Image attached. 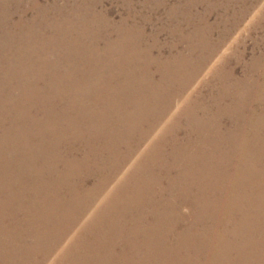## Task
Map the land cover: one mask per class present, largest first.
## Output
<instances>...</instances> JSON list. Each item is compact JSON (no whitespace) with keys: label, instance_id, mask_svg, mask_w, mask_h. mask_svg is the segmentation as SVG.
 <instances>
[{"label":"rangeland","instance_id":"374dc122","mask_svg":"<svg viewBox=\"0 0 264 264\" xmlns=\"http://www.w3.org/2000/svg\"><path fill=\"white\" fill-rule=\"evenodd\" d=\"M262 142L264 0H0V199L14 200L0 229L94 172L25 264L181 262L203 232L188 199L206 195V172L250 169Z\"/></svg>","mask_w":264,"mask_h":264},{"label":"bare ground","instance_id":"6f19581e","mask_svg":"<svg viewBox=\"0 0 264 264\" xmlns=\"http://www.w3.org/2000/svg\"><path fill=\"white\" fill-rule=\"evenodd\" d=\"M142 89L146 91L145 97H143V99L146 101L144 102L143 100L144 104L148 103L149 100L152 102L155 99V92L152 90L150 91L148 87H142ZM125 95L127 96V93ZM115 105L116 104L113 103L110 106L113 107ZM138 105L143 110L139 103ZM112 111L113 109H110L109 113ZM127 122L132 123L131 120H127ZM113 123L114 121H112V124ZM110 126L111 130L108 136V144L110 150L109 152H112L115 149L114 139H116V137L113 135L115 127L113 125ZM127 130L130 129L127 128ZM253 149L255 152L249 161L250 169L246 167L244 160L237 159L233 166L235 167L234 172L230 175H228L223 163L222 165L219 164L216 174L208 175L206 172L204 175L206 180H203V183L205 184L203 189H205L204 192L206 195L202 196V199H199L198 195L195 197L189 196L191 198L188 199V201H191L190 205H192V208L197 211V217L193 215L191 218L195 220L196 224L203 225L202 234L200 235L199 233V235L196 237V252L194 253L189 251V245L185 247L182 246L186 251L184 259H182L181 262L180 260L175 261L174 257L172 258L170 255H168L169 259L167 262L169 264H178V262L179 264H264L263 142L259 145L255 143L253 145ZM259 149L261 152L257 153ZM35 158L37 159V155ZM223 161L225 162L226 159L224 158ZM188 163H191L190 167H194L196 164H198L201 169L208 170L214 168V163L211 162L210 159L208 162L200 163V158H192V160H189ZM117 166L118 165H116V167ZM91 168L90 166L86 167L84 174L80 176L81 180L78 184L81 185L82 183H85L86 179L94 173L93 167ZM0 178H2L1 175ZM48 181L51 182H49V185L50 188H53L54 193H59L61 189L55 186V183H57L58 180ZM68 181L69 179L64 181V183H68V187L65 191L66 194H63V196H71V199L63 201V198L60 196L61 194H51V201L54 203L51 201L49 203L46 202L44 206H41L44 210L37 208L35 211L33 208L38 206L39 201L36 202L32 199L28 203L30 205L28 212L30 213L31 217H29V223L27 226H25L24 222H19V224H21L23 227L21 231H7L3 228L0 229V264H25L28 259L30 260L29 256L38 247L39 242L50 233V230L54 226H56L57 219L61 215L63 207L67 206L70 202L73 204L79 203L77 200V191L78 189L80 190V186L77 184V182L73 183V181H71L72 183H70ZM47 188H49V186L45 183L42 186L41 192ZM208 188L211 189L209 190ZM12 191L13 190L9 192L7 197L5 195L4 198L2 197L0 199L1 211L5 212V210H12L14 203L12 196H10ZM18 193H20V191ZM47 193L45 195H49V193ZM140 201H143V197H141ZM234 209L241 213L239 219H233L232 213ZM157 211H160L159 208ZM37 212L39 215H37ZM200 212L201 214H198ZM161 213L162 212H159L157 215L154 214L155 217L158 216V225L162 224V221L160 220ZM113 221L115 222L116 220H114V218L113 220H109L110 223ZM187 222L186 228L181 231L186 232L184 236L198 234L196 231L189 228L192 222L189 220H187ZM59 223L57 225H59ZM51 224H54V226L50 229L49 227ZM221 224L223 226L221 229L216 228ZM229 225H232V227L229 228ZM134 232H141L143 234L141 229L139 231H132V233ZM181 232L178 238H182L183 234ZM228 234L235 238L234 241L227 240ZM255 234H258L261 238H256ZM128 244V241L127 243L123 241L124 248H126ZM2 251H4L6 254L2 255ZM12 251L22 252L21 254L16 253L13 255V253H11ZM152 252L155 253V251ZM157 252L158 251H156V253ZM150 254L148 255L144 253L143 258L147 259L149 256L151 257L152 255ZM154 260L157 262L156 255L154 256ZM114 263L115 262H113V264ZM140 264H147V262L143 260V262Z\"/></svg>","mask_w":264,"mask_h":264}]
</instances>
